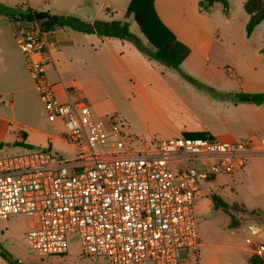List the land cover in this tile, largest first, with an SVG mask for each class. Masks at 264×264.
I'll list each match as a JSON object with an SVG mask.
<instances>
[{"label":"built area","instance_id":"built-area-1","mask_svg":"<svg viewBox=\"0 0 264 264\" xmlns=\"http://www.w3.org/2000/svg\"><path fill=\"white\" fill-rule=\"evenodd\" d=\"M20 21L27 29L18 45L47 120L63 121L61 141L77 152L69 159L50 148L1 157L0 219L29 218L28 245L39 255L67 254L69 234L78 233L83 254L104 257L105 264H189L180 251L199 247L200 181L234 177L249 159H264V136L236 143L179 136L134 150L140 140L115 116L98 117L83 100H59L71 91L47 77L52 30ZM183 161L199 167L173 171ZM255 253L264 255V245Z\"/></svg>","mask_w":264,"mask_h":264},{"label":"rangeland","instance_id":"rangeland-1","mask_svg":"<svg viewBox=\"0 0 264 264\" xmlns=\"http://www.w3.org/2000/svg\"><path fill=\"white\" fill-rule=\"evenodd\" d=\"M245 0H228L229 14L224 13L221 4H215L204 11L199 5H194L197 16H192L191 23L196 28L205 32V36L212 40L210 50L201 57H193L187 63H183L181 70H176L163 65V78L166 84L177 88L174 76L179 81L188 82L198 90H205L211 96L230 100L227 95L240 93V81L248 89L256 88L261 83H254L255 78H264V54L259 50L264 46V22L256 27L249 38L246 35L248 14L243 8ZM261 10H264V0H261ZM229 17V22L225 19ZM141 40L148 51L153 49L149 45L144 34L141 32ZM219 33V36H216ZM214 39V40H213ZM93 55V53H92ZM93 59V58H92ZM132 68L139 73L143 84L149 86L145 96L138 93L133 94L131 90L118 88L115 82L101 68H96L98 80H94V104L92 106L98 117L105 118L115 116L121 121L125 131L140 141L133 144V149L141 148V142H155L163 138H156L149 128L159 117L160 106L166 109L170 120L180 121L187 117L183 105L192 107L196 111L199 107L196 100L182 93L183 100L179 101L165 91L162 84H157L160 71L146 73L135 60H132ZM162 67L159 69L161 70ZM234 71L235 77L229 76V71ZM158 73V74H157ZM183 73L192 77L194 83L186 79ZM237 76V77H236ZM239 77V78H238ZM69 77L68 79H70ZM209 79L212 83L203 80ZM212 84L214 86H211ZM220 88V89H218ZM60 101L64 99L59 96ZM192 105V106H191ZM31 115L27 116L19 107L16 110L5 108L2 115L13 121L30 122V118L38 123L45 122L46 133L56 137L65 133V125L62 120L50 123L42 114V105L36 99L31 106ZM104 116V117H103ZM31 123V122H30ZM17 127L4 124L0 131L2 147L11 150L8 156L29 153L32 150L44 148L48 143L39 144L40 140H32L33 148L8 146L7 141L12 140ZM25 132V131H24ZM220 141V140H218ZM223 142V141H222ZM51 150L66 159L75 156L77 150L61 141L51 139ZM199 167L198 162L183 161L172 165L173 171ZM264 172V164H263ZM200 191L194 199V212L197 233L199 236V247L196 252L181 250L180 258L189 261V264H249L248 258L251 252L260 245H264V190L258 180L251 177L234 179L219 174L212 180L200 181ZM263 190V192H262ZM220 195L229 204H239L245 207V212L226 213L214 207L212 196ZM232 217L234 224L232 227ZM30 219L25 215H17L9 219H0V264H10L1 253H8L21 264H105L106 258L97 256H85L81 249V239L78 233L68 236L69 251L63 256H44L31 250L27 233ZM187 252L190 256H187ZM252 253V254H253ZM254 256H257L254 254ZM260 258V257H257Z\"/></svg>","mask_w":264,"mask_h":264},{"label":"crops","instance_id":"crops-1","mask_svg":"<svg viewBox=\"0 0 264 264\" xmlns=\"http://www.w3.org/2000/svg\"><path fill=\"white\" fill-rule=\"evenodd\" d=\"M132 1L0 0V6L5 8L4 12H0V131H2L4 124L10 126L14 124L18 129L12 140L7 141L8 146L33 148L34 143L32 140H40L39 138H41L39 144L48 143L44 148L51 149V139L61 141L60 136L54 137L43 130L46 127L43 120L35 123L30 118L31 123H24L13 121L2 115V111L5 108L16 110L19 107L27 116H30L33 100L36 99L42 105V114L47 121L43 104L18 45V36L27 29V26L21 23L17 12L42 13L55 16L58 19L61 17H75L87 23L96 21L127 22L130 24L132 33L141 40L140 35L142 34L135 22L134 15L127 14ZM201 1H154L156 13L162 23L177 36L178 40L190 48V55L183 62L184 64L193 57L198 58L207 54L211 47L212 40L205 36L204 31L196 28L191 23L192 16H197L196 9L193 6L195 4L200 6ZM246 2L247 0L244 1L243 8ZM225 14H229V11ZM248 17L250 19L249 14ZM228 18L225 19L227 23L230 20ZM216 36H219V33H216ZM47 42L49 43L53 59V62L47 68V77L50 82L60 84L64 89L70 88L71 96H65L63 93L59 94L64 101L83 100L92 108L95 93L94 80L98 78L96 68H101V71L106 73L118 88L131 90L133 94L138 93L140 96H145L149 86L141 82L139 73L132 68L131 62L135 60L140 63L139 65L143 68L145 74L149 72L151 74L156 73L155 69L160 71L159 83L157 84H162L169 95L182 101L184 99L183 95L178 92H185L189 98L191 97L190 100L197 101L196 104L199 107L196 111H193L192 107H188L186 104L183 105L186 109L187 117L176 122L170 120L166 115L168 111L160 106L159 117L149 128V132L151 131L156 138L165 139L185 136V134L205 133L216 140L236 143L264 136V103L257 105L233 99L214 98L211 93L205 90L206 88H203L204 91L198 90L188 82L179 81L175 76L173 78L177 88H172L166 84L163 78V65L149 60L132 42L100 37L96 34L80 33L59 26L55 27L52 30V34L48 35ZM262 48L260 47L259 50ZM160 67H162L161 70L159 69ZM229 76L234 78V71L230 70ZM69 77L71 78L68 79ZM203 81L212 83L209 79ZM238 81H240L241 92L264 93V78L261 80L255 78V84L261 83L259 86L262 87L259 88L252 86L247 89L240 79ZM209 85L214 86L212 84ZM72 87H75L74 90L71 89ZM1 147L2 141H0V158L8 156L11 150ZM263 164L264 159H249L242 172L234 177H228L234 179L239 176L242 180L251 177L258 180L261 184V189L264 190ZM237 205L247 210L245 207ZM252 253L253 251L248 258L249 264H264V255H257L255 250ZM254 254L257 256H254Z\"/></svg>","mask_w":264,"mask_h":264},{"label":"trees","instance_id":"trees-1","mask_svg":"<svg viewBox=\"0 0 264 264\" xmlns=\"http://www.w3.org/2000/svg\"><path fill=\"white\" fill-rule=\"evenodd\" d=\"M154 1L155 0H133L127 11L128 15H134L135 22L153 49L152 51H148L140 38L132 33L130 30V24L127 22L96 21L94 23H87L75 17H61L57 23L45 26L43 28L45 30H53L55 27L59 26L62 28H69L80 33L96 34L100 37L126 40L132 42L141 53L149 58V60L156 61L169 68L181 70L183 62L190 55V48L178 40L177 36L162 23L156 13ZM216 3H221L223 5L225 13L229 11V2L227 0H202L200 2V7L202 10L206 11ZM261 7V0H247L245 3V11L250 15V19L246 25V35L249 38L254 33L256 27L264 22V10H261ZM4 11L5 8L0 6V12ZM17 14L19 15L20 19L24 21H36L35 12L31 13L29 11H18ZM260 52L264 54V46ZM183 76L191 82L198 84L197 81L187 74L183 73ZM227 96L239 102H248L257 105L264 103V93L240 92L231 93ZM185 136L191 138H206L207 134L193 133L185 134ZM212 201L216 209H221L226 213L246 211L240 208L237 204L227 203L221 196L217 194L212 196ZM236 226L238 225L234 224V218L232 217V227ZM1 254L10 264H21L8 253Z\"/></svg>","mask_w":264,"mask_h":264},{"label":"water","instance_id":"water-1","mask_svg":"<svg viewBox=\"0 0 264 264\" xmlns=\"http://www.w3.org/2000/svg\"><path fill=\"white\" fill-rule=\"evenodd\" d=\"M35 20L39 25L43 27L51 25V24H55L59 21V19L55 16H50V15L42 14V13H36Z\"/></svg>","mask_w":264,"mask_h":264}]
</instances>
